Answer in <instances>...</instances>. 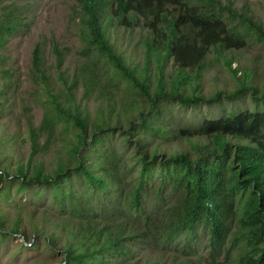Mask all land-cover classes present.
I'll return each instance as SVG.
<instances>
[{
    "label": "trees",
    "instance_id": "16d2710c",
    "mask_svg": "<svg viewBox=\"0 0 264 264\" xmlns=\"http://www.w3.org/2000/svg\"><path fill=\"white\" fill-rule=\"evenodd\" d=\"M80 3L83 45L74 68L64 67L68 49L53 44L52 71L36 47L30 78L46 96V112L36 125L25 99L30 155L12 158L13 174L0 168V197L11 184L34 192L35 234L65 254L61 264H148L152 251H179L175 241L184 233L191 238L184 247L192 248L199 229L207 236L206 264H264V85H255L254 68L233 66L248 37L264 39L263 22L223 0ZM7 8L0 15L2 48L26 24V9ZM115 29L148 33L142 61L127 60ZM213 56L237 86L214 85L209 95L203 78ZM0 72L2 116L6 103L16 105L19 87L13 68ZM247 96L254 111L231 110L196 128L171 127V106L187 111ZM92 101L100 104L95 115ZM58 131L71 137L55 150ZM17 139L8 132L0 146ZM47 152L54 161L44 159ZM4 213L0 235L12 231L29 241L22 214L11 225ZM192 256L175 264H198Z\"/></svg>",
    "mask_w": 264,
    "mask_h": 264
},
{
    "label": "rangeland",
    "instance_id": "374dc122",
    "mask_svg": "<svg viewBox=\"0 0 264 264\" xmlns=\"http://www.w3.org/2000/svg\"><path fill=\"white\" fill-rule=\"evenodd\" d=\"M225 4L232 3L240 13L245 12L248 16H255L256 21L264 24V0H223ZM81 0H0V15H4L9 6H18L21 10L26 9L24 14L25 27L9 39L5 48L0 47V70L3 68L14 69L13 85H18L17 101L13 106L6 103V109L0 116V139L8 132L18 137L17 141L9 147L0 146V168L6 167L8 173L13 174L16 160L12 158H28L30 148L27 142L28 131L26 127L25 99L32 109V117L36 125H39L47 107L46 96L43 97V90L32 84L30 72L33 66V55L38 45L44 49L47 66L55 71V56L52 52L53 44H57L63 51L68 49L65 57L64 67L70 70L74 68V62L78 61V51L83 45V26L80 20ZM255 13V14H254ZM117 42L124 56L131 63H137L144 59V39L148 37L146 31L137 29L132 36L123 34L119 29ZM213 65L206 71L203 82L206 94H214L217 86L230 90L237 86V81L222 60L216 56L212 57ZM238 65L253 69L255 71L254 83L257 86L264 85V39L258 36H250L246 39V46L235 53L234 68ZM53 73V72H52ZM55 76V75H54ZM5 81L0 72V91L4 90ZM28 94L34 97L29 98ZM3 100H0L2 107ZM22 103L24 105L22 106ZM28 105V104H26ZM90 109L93 115L99 109L100 104L96 101L90 102ZM11 109V114L9 110ZM172 128H196L202 120L209 118H220L231 110L244 111L256 109L253 100L247 96L243 99L232 102L225 101L221 105L200 106L193 110H180L177 106H171ZM16 119V121H12ZM59 140L53 141L52 147L59 150L66 145L71 135L58 131ZM44 159L54 161L53 153L47 152ZM77 180V177H73ZM49 196V192L47 193ZM35 200L34 192L17 190V186L11 184L10 192L0 197V210L12 222L16 215L22 214L24 221L22 230L26 231L30 240L21 233L15 234L9 231L7 236L0 235V264H61L65 254L52 249L46 239V235L35 234L34 224L31 218V202ZM21 204L24 208H21ZM57 209V206L53 207ZM42 215V214H41ZM37 221H42L40 215ZM9 224V225H10ZM51 226V225H50ZM49 227V226H48ZM54 229L53 226L50 230ZM191 238L184 233L178 237L175 243L180 250L169 247V250L162 252L152 251L146 259L148 264H175L176 258L184 259L192 256L198 259V264H206L205 256L208 250L207 236L199 229V233L191 240L192 248H185L184 245ZM199 253L202 259L197 258ZM236 257L235 251L232 254ZM140 264H146L142 261Z\"/></svg>",
    "mask_w": 264,
    "mask_h": 264
}]
</instances>
